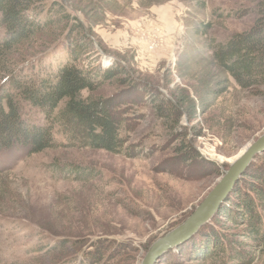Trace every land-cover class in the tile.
Returning a JSON list of instances; mask_svg holds the SVG:
<instances>
[{
    "label": "rangeland",
    "instance_id": "rangeland-1",
    "mask_svg": "<svg viewBox=\"0 0 264 264\" xmlns=\"http://www.w3.org/2000/svg\"><path fill=\"white\" fill-rule=\"evenodd\" d=\"M59 7L76 20L55 15ZM40 8L51 10L55 23L16 47V72L36 76L59 63L69 38L80 37L74 31L80 24L93 32H86L91 48L78 66L124 67L140 87L117 75L81 93L83 99L118 96L123 103L126 143L119 154L74 142L58 121L64 103L50 121L23 105L26 118L53 124L55 147L33 155L18 146L0 150V264H90L91 253L100 264H142L152 245L183 224L264 135V84L240 87L218 71L210 51L212 41L250 31L264 0H47ZM4 35L0 22V39ZM162 98H179L189 109L178 122L161 119L156 106ZM186 144L197 152L190 161ZM251 164L263 166L264 152ZM69 165L92 177L78 178L66 171ZM240 180L219 210L238 202ZM213 219L157 264H232L221 257L190 261L206 242L231 233L245 255L253 252V264H264V253L240 235L242 226Z\"/></svg>",
    "mask_w": 264,
    "mask_h": 264
},
{
    "label": "trees",
    "instance_id": "trees-1",
    "mask_svg": "<svg viewBox=\"0 0 264 264\" xmlns=\"http://www.w3.org/2000/svg\"><path fill=\"white\" fill-rule=\"evenodd\" d=\"M45 1L0 0V22L5 29V35L0 39V150H11L18 146L26 148L33 155L55 147L53 124L48 126L34 118H26L23 105L38 108L50 121L60 104L64 103L57 116L58 121L64 124L65 131L74 142L82 148L122 153L126 143L122 137L126 127L125 111L121 108L123 103L118 101V96L83 99L81 93L85 90L93 92L104 81L117 75H124L123 83H130L134 88L140 87V84L128 75L129 71L124 67L117 66L105 72L96 65L89 71L78 66L80 57L91 48L86 32H93L92 26L87 29L80 24L74 26V31L80 37L72 41L69 38L68 46L64 48L65 57L56 65L44 67L36 76L16 72V61L12 58L17 53L16 47L55 23L50 18L54 13L50 10L51 14L48 15L40 8ZM56 13L63 16L64 21L74 19L61 11L60 7L55 10ZM204 26L208 28L209 24ZM210 51L218 71L232 77L240 87L264 84V9L250 31L235 34L225 43L212 41ZM149 98L152 103L158 101L156 96L150 95ZM156 108L161 119H176L177 122L189 109L186 102L179 98L176 101L162 98ZM184 151L189 157L188 161L197 155L191 144H186ZM65 167L66 171L77 173L78 178L92 177V173L81 167ZM237 186L236 193L240 194L238 202L235 206L225 204L214 219L231 220L242 226L240 235L249 239L258 253H264V165L251 164ZM3 195L8 198L10 193L4 192ZM1 203L4 200L0 201L2 209ZM239 242L243 244L242 241H235L232 233L226 234L223 239L215 237L206 242L203 252L191 256L190 261L213 263V260L221 257L232 264H253V252L245 255ZM86 257L90 264L101 263L97 253Z\"/></svg>",
    "mask_w": 264,
    "mask_h": 264
},
{
    "label": "water",
    "instance_id": "water-1",
    "mask_svg": "<svg viewBox=\"0 0 264 264\" xmlns=\"http://www.w3.org/2000/svg\"><path fill=\"white\" fill-rule=\"evenodd\" d=\"M263 152L264 135L251 144L244 154L231 164L217 187L183 224L152 245L142 264H157L163 254L190 239L211 221L227 194L245 174L253 159Z\"/></svg>",
    "mask_w": 264,
    "mask_h": 264
},
{
    "label": "bare ground",
    "instance_id": "bare-ground-1",
    "mask_svg": "<svg viewBox=\"0 0 264 264\" xmlns=\"http://www.w3.org/2000/svg\"><path fill=\"white\" fill-rule=\"evenodd\" d=\"M242 155H243V154H242ZM242 155H241V156H242ZM241 156H240V157H241ZM237 160H238V159H237Z\"/></svg>",
    "mask_w": 264,
    "mask_h": 264
}]
</instances>
